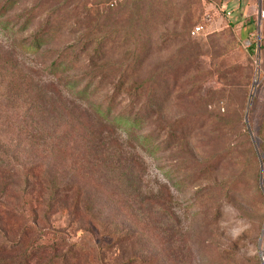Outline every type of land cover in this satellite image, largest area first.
Masks as SVG:
<instances>
[{
  "label": "trees",
  "instance_id": "trees-1",
  "mask_svg": "<svg viewBox=\"0 0 264 264\" xmlns=\"http://www.w3.org/2000/svg\"><path fill=\"white\" fill-rule=\"evenodd\" d=\"M26 5L27 0H0V19L5 20V29L14 28L23 33L33 30L20 47L34 55L42 54L46 74L61 84L64 81L63 87L76 91L78 99L90 103L91 108L83 111L81 106L82 113L78 111L76 114L63 101H60L63 105L60 108L16 68L0 71V264H88L84 254L73 248L57 256V249L39 245L36 235L40 222H47L62 206L75 216L81 215L80 211L84 209L82 216L108 233L117 245L129 242L132 234H120L115 229L112 236L108 226L99 220L95 211L97 200L86 195L95 178L100 188L120 189L126 184L136 195L135 201L116 194L107 200L121 208L136 206L138 222L156 226L153 213L158 215L162 209L172 208L169 207L171 199L163 200L158 195L143 192V176L140 174L145 171L144 165L137 155L123 151L115 138V130L119 128H125L143 147L175 151V172L181 175V184L196 187L199 200L215 195L211 210L216 221L221 218L218 202L223 199L240 202L246 199V194L263 199L260 177L263 165L264 185V129L255 140L256 149L250 132L243 127L239 117L240 107L233 109L235 117L232 112H225L218 115V119L214 118L209 107L222 91L208 92L201 104L192 107V113L167 122L158 130H145V125L155 115L158 118L163 116L180 80L191 77L192 62L187 56L182 57L184 50L150 80L130 86L144 59L142 54H135L128 63L117 65L113 70V65L107 61L109 43L97 41L94 46L93 37L86 40L80 53L76 52L75 46L42 53L63 37V6L58 0H38L32 6ZM149 6L145 5V0H131L125 7V15L130 22L146 16L147 21L151 13ZM263 48L264 41L261 43ZM256 51L253 42L248 52L255 55ZM108 71L119 73V80L112 87L104 77ZM77 72L83 75L70 77ZM197 75L199 82L208 78L200 70ZM190 93L199 95L200 84L192 86ZM58 109H62L63 128L54 119L60 116ZM84 112L91 126V118L98 123V133L91 130L97 125L88 128L85 122H81L79 116ZM213 124L218 125L219 136L214 132L206 135L213 136L210 150L215 149L217 154L210 152L206 158L196 141ZM99 134H106L109 140L101 139ZM215 142L220 143L217 150ZM62 164L63 174H60L58 166ZM223 170L229 172V178L220 183L206 182L207 185L203 186V181ZM101 192L105 196L108 193L107 190ZM30 205L36 214L33 219L28 213ZM262 242L264 245V237ZM139 261L155 263L154 259L147 257Z\"/></svg>",
  "mask_w": 264,
  "mask_h": 264
},
{
  "label": "rangeland",
  "instance_id": "rangeland-1",
  "mask_svg": "<svg viewBox=\"0 0 264 264\" xmlns=\"http://www.w3.org/2000/svg\"><path fill=\"white\" fill-rule=\"evenodd\" d=\"M37 1L27 0L26 6H32ZM129 1L58 0L63 6V37L43 49L42 53L57 52L70 46H75L76 52L80 53L86 40H91V37L95 38L94 46L97 41L106 40L109 43L107 61L113 65V70L117 65L128 63L135 54L144 56L138 75L130 82V86H133L136 82L150 80L184 50L182 57L187 56L192 62L191 77L180 80L178 90L172 93L171 103L163 116L158 118L155 115L145 125V130H158L167 122L192 113V107L201 104L208 92L219 90L222 95L209 107L211 114L218 119V115L232 112L235 117L233 109L240 107L238 113L243 127L249 131L247 118L257 149L255 140L264 129V53L257 50L255 55L249 54V46L241 40V32L236 28L233 17L227 15L229 11L232 15L237 11V7L231 6L237 0H145L147 7L153 5L154 8L149 6L151 13L147 21L146 16L135 22H130L128 15H125ZM253 1L255 3L256 0ZM4 22L0 19V71L16 68L38 89L45 91L46 98L53 100V104L60 108H63L60 103L63 101L76 114L78 111L82 113L81 106L83 111L90 109V103L80 101L76 91L63 87L64 81L61 84L46 74L42 54L34 55L20 47L33 30L23 33L14 28L5 29ZM39 25L40 21L37 27ZM198 26L204 27L203 32L192 36ZM258 38L260 36L256 30L252 42L258 43ZM198 70L208 78L199 82ZM82 75L77 72L70 77ZM104 77L112 87L119 80V73L108 71ZM198 84L200 93L192 96V86ZM58 113L60 116L54 119L63 128L62 109H58ZM85 113L79 116L81 122H85L88 128L97 125L91 130L98 133V123L91 118V126ZM74 123L77 124L76 120ZM218 129L215 124L208 126L196 141L206 158L210 152L217 154L214 153L217 152L215 149L210 150L213 136L206 134L214 132L215 136H219ZM115 131V138H118L123 151L128 155H137L144 165L145 171L140 174L143 176V192L153 193L163 200L171 199L169 207L172 208L162 209L158 215L153 213L156 226L138 222L136 206L133 209L121 208L107 200L116 194L125 200L135 201L136 195L126 184L120 189L100 188L95 178L94 183L88 186L86 195L97 200L95 211L99 214V220L108 226L112 236L117 229L118 233H130L133 238L119 246L108 233L102 232L82 216L84 209L80 211L81 215L75 216L62 206L48 219L49 222H40L36 235L39 245L57 249V256L73 248L84 254L88 264H143L139 260L146 257L154 259V264H264L260 256L262 250L264 257L263 242L260 248L264 230V192L260 200L246 194V199L240 202L219 201L221 218L216 221L211 210L215 195L199 200L196 187L181 184L182 177L175 172V151L151 150L141 146L125 128ZM98 137L109 140L106 134H99ZM219 147L220 143H217L216 150ZM32 158L37 159L36 156ZM58 169L63 174V164ZM261 170L263 180V165ZM229 176L228 171H220L210 180L203 181V186L207 185L206 182L220 183ZM101 190H107V195ZM28 213L30 219L36 216L32 205Z\"/></svg>",
  "mask_w": 264,
  "mask_h": 264
},
{
  "label": "crops",
  "instance_id": "crops-1",
  "mask_svg": "<svg viewBox=\"0 0 264 264\" xmlns=\"http://www.w3.org/2000/svg\"><path fill=\"white\" fill-rule=\"evenodd\" d=\"M231 6L237 7L233 15L230 11L229 13L233 17L236 28L241 32L243 43L250 47L254 32L257 30L260 36L258 43L256 42L257 50L264 53V48L261 49V43L264 41V18L261 16V12L264 11V0H256L255 3L253 0H237L231 3ZM259 41L261 42L260 50Z\"/></svg>",
  "mask_w": 264,
  "mask_h": 264
},
{
  "label": "water",
  "instance_id": "water-1",
  "mask_svg": "<svg viewBox=\"0 0 264 264\" xmlns=\"http://www.w3.org/2000/svg\"><path fill=\"white\" fill-rule=\"evenodd\" d=\"M260 43H261V42L259 41V50H260ZM246 122H247L248 130H249V132L251 133V128H250V126H249V124H248V120H247V118H246ZM261 189H262L263 192H264V185H263L262 177H261ZM263 234H264V230H263ZM263 234H262L261 239H260V248H261V244H262ZM260 256H261V258H262V261L264 262V257H263V252H262V250L260 251Z\"/></svg>",
  "mask_w": 264,
  "mask_h": 264
},
{
  "label": "built area",
  "instance_id": "built-area-1",
  "mask_svg": "<svg viewBox=\"0 0 264 264\" xmlns=\"http://www.w3.org/2000/svg\"><path fill=\"white\" fill-rule=\"evenodd\" d=\"M228 16H230V13H227ZM261 16L262 18H264V11L261 12ZM204 30V27L203 26H198L196 27L193 32H192V36H198L200 35Z\"/></svg>",
  "mask_w": 264,
  "mask_h": 264
},
{
  "label": "bare ground",
  "instance_id": "bare-ground-1",
  "mask_svg": "<svg viewBox=\"0 0 264 264\" xmlns=\"http://www.w3.org/2000/svg\"><path fill=\"white\" fill-rule=\"evenodd\" d=\"M258 84V80L256 81V85Z\"/></svg>",
  "mask_w": 264,
  "mask_h": 264
}]
</instances>
